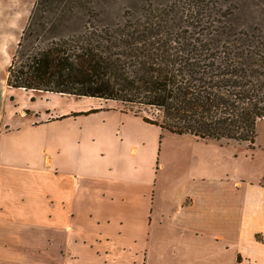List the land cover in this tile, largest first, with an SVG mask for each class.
Masks as SVG:
<instances>
[{"label":"crops","instance_id":"0c3cea01","mask_svg":"<svg viewBox=\"0 0 264 264\" xmlns=\"http://www.w3.org/2000/svg\"><path fill=\"white\" fill-rule=\"evenodd\" d=\"M17 95L0 110V264H264V175L214 178L203 152L187 159L210 175L185 172L163 139L195 136L121 103L73 115Z\"/></svg>","mask_w":264,"mask_h":264},{"label":"trees","instance_id":"16d2710c","mask_svg":"<svg viewBox=\"0 0 264 264\" xmlns=\"http://www.w3.org/2000/svg\"><path fill=\"white\" fill-rule=\"evenodd\" d=\"M96 3L37 0L7 84L119 100L178 135L255 143L263 30L233 23L222 0H131L113 18ZM147 107L162 119L140 113Z\"/></svg>","mask_w":264,"mask_h":264},{"label":"rangeland","instance_id":"374dc122","mask_svg":"<svg viewBox=\"0 0 264 264\" xmlns=\"http://www.w3.org/2000/svg\"><path fill=\"white\" fill-rule=\"evenodd\" d=\"M36 1L37 0H0V110L3 108L5 98H7L8 103H10V101L14 102L17 94L18 97H21L20 100L23 99L22 97L26 98L27 95L32 94L34 99L37 100L36 104L41 107L47 104L46 99L48 98L52 103L57 102L56 104H58V106L67 105L72 108L87 109L75 112L73 115H88L99 111L101 108H107L108 106L117 103H121V109L129 108L131 110L133 109V111L138 110L136 105H130L119 100L100 97H79L68 93L53 94L35 90L29 92L28 90L25 91L26 89L24 90V88L16 91V95H14L15 93H13V95L11 94L12 88L7 85L8 66L11 63L12 56L17 50L18 41L24 27L28 23L29 16ZM130 1L131 0H96V7L103 12L106 18H113L115 15H118L125 6L129 5ZM222 2L225 9L231 11L230 14L233 23L246 28H260L264 32V0H222ZM2 88L6 93H1ZM10 97L13 98L10 99ZM4 113L5 112L2 109L3 116ZM140 113L160 120L163 115L162 110L157 109L156 107H147ZM6 119L7 117L4 118V120ZM8 119L17 123L20 121H28L30 116L24 118L18 115ZM165 134L168 135L167 133ZM164 137V151L180 152L181 160L187 162L184 166L185 172L189 169H193L191 171L192 173L195 170L206 176L208 165L198 167L193 164L192 161L194 160L187 159L189 156L187 153L189 152H194L196 155L199 152H203L204 154L207 153L208 157H210L209 159H211V163L213 164L211 166L213 167L210 171L212 172L211 176L214 178L225 179L222 177H225L226 174H228V176H232L234 181L237 179L239 180L240 178L257 181L262 175H264V120L260 121L257 125V137L253 145L249 142H239L228 139H202V141H200L196 140L197 137H194L195 139L191 137L192 140L187 139L188 141H184L185 138L182 137ZM191 143L194 144L195 147L187 146ZM171 172L172 165L169 163L166 173L170 174ZM167 176H169L168 182H170L171 175ZM261 181H263V178ZM158 250L159 252L162 251L165 258H170V249L168 250V248L161 247ZM155 256V254L151 256L152 261L150 264H154L153 261ZM159 264H162V259Z\"/></svg>","mask_w":264,"mask_h":264}]
</instances>
